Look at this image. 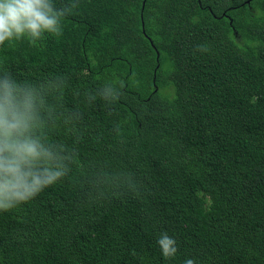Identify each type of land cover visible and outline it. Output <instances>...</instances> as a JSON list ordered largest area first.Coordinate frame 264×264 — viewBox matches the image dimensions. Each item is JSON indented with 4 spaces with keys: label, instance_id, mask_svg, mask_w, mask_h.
I'll use <instances>...</instances> for the list:
<instances>
[{
    "label": "trees",
    "instance_id": "16d2710c",
    "mask_svg": "<svg viewBox=\"0 0 264 264\" xmlns=\"http://www.w3.org/2000/svg\"><path fill=\"white\" fill-rule=\"evenodd\" d=\"M53 3L0 73L59 78L67 174L0 210V264H264V0Z\"/></svg>",
    "mask_w": 264,
    "mask_h": 264
},
{
    "label": "clouds",
    "instance_id": "9594fccd",
    "mask_svg": "<svg viewBox=\"0 0 264 264\" xmlns=\"http://www.w3.org/2000/svg\"><path fill=\"white\" fill-rule=\"evenodd\" d=\"M75 7H56L53 0H0V46L24 38L36 44L45 34L61 35V20ZM58 79L20 82L9 72L0 73V210L33 199L67 174L63 147L45 131L56 118ZM101 95L105 100L118 97L110 89ZM159 244L165 255L176 251L166 236Z\"/></svg>",
    "mask_w": 264,
    "mask_h": 264
},
{
    "label": "water",
    "instance_id": "95a60500",
    "mask_svg": "<svg viewBox=\"0 0 264 264\" xmlns=\"http://www.w3.org/2000/svg\"><path fill=\"white\" fill-rule=\"evenodd\" d=\"M143 6H144V4H143Z\"/></svg>",
    "mask_w": 264,
    "mask_h": 264
}]
</instances>
